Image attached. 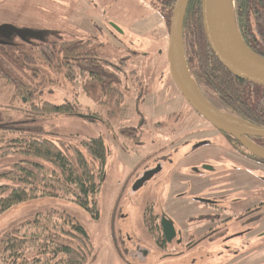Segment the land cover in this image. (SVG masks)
<instances>
[{
  "label": "rangeland",
  "instance_id": "rangeland-1",
  "mask_svg": "<svg viewBox=\"0 0 264 264\" xmlns=\"http://www.w3.org/2000/svg\"><path fill=\"white\" fill-rule=\"evenodd\" d=\"M157 4L158 0H0V27L8 24L17 31L32 30L26 36L16 31L7 34L9 41L21 39L20 35L30 42L90 36V44L100 59L121 66L117 69L120 77L118 87L122 93L118 102L114 101L116 96L108 98L98 94L91 97L82 89L79 80L62 79L52 69L48 73L56 81L46 84L45 88L52 90L43 94L45 100L53 103L75 101L81 109L97 111L102 117V121H95L86 115H52L41 122L48 131L70 141L101 135L109 146L105 177L98 194V220L74 203L59 202L55 205L58 210L69 214L90 238L97 254L95 260L91 263L89 260L87 264H109L115 260L110 242L113 232L116 236L126 235L146 244L150 248L146 264H223L233 255L221 250L222 256L218 258L213 251L221 249L222 245L207 239L189 248L180 249L177 245L176 254L165 255L166 250L156 247L146 235L143 211L147 202H153L154 207L165 203V211L181 225L184 237L200 234L212 218L200 216L201 208L209 205L194 199L196 194L198 196L209 187L207 182L197 180L195 175L186 174L183 170L199 163L231 164L227 156L216 149L219 144L216 139H211V144L197 143L204 137V132H158V129L171 127L173 120L169 117L172 114L180 122L185 111L179 106L183 98L174 87L170 94L165 95L167 91L156 83L154 69L167 63L164 52L167 46L166 24ZM114 29L121 30V33L117 36ZM0 36L3 35L0 33ZM161 49L163 53L159 57L157 52ZM139 90L143 94L137 101ZM7 92L6 88H1L0 100L7 98ZM137 106L141 115L136 112ZM189 120L184 125L202 123L201 118ZM173 125L181 126L175 122ZM126 126L136 127L134 134L138 137L120 133V129ZM112 134L117 137L112 138ZM164 153L171 160L164 170H174L173 178L182 175L181 179H192L191 188L173 182V192L168 194L166 182L159 181L131 192L132 180L141 170L142 163ZM46 165L51 166L47 162ZM226 170L222 173L225 182L230 181L228 174L234 175L230 166ZM236 174L237 179L243 180L241 184L251 183L244 171L239 170ZM235 184L238 186L237 182ZM256 231L261 234L252 239V244H264V218L253 233ZM246 249L244 245L239 253L244 254ZM8 252L0 242V264H10L12 258ZM250 254L252 256L241 255L234 264H264V246ZM22 262L30 264L31 260L25 261L23 256ZM113 264L120 263L116 260Z\"/></svg>",
  "mask_w": 264,
  "mask_h": 264
},
{
  "label": "trees",
  "instance_id": "trees-1",
  "mask_svg": "<svg viewBox=\"0 0 264 264\" xmlns=\"http://www.w3.org/2000/svg\"><path fill=\"white\" fill-rule=\"evenodd\" d=\"M158 1L167 33L175 0ZM232 1L241 38L264 58V0ZM20 37L0 42V91L8 90L0 100V213L10 209L0 221V242L9 250L10 264H25L23 256L30 264H86L95 248L77 222L55 205L65 199L98 217L105 145L99 136L70 141L41 122L52 115L82 113L95 121L102 118L75 101L53 103L43 94L52 90L46 84L56 81L48 73L52 69L62 79L79 80L89 96H116L118 102L121 66L100 59L89 39L30 42ZM182 50L189 75L211 105L264 126V86L236 77L214 56L204 35L200 0H188ZM138 93L137 101L142 91ZM135 130L126 126L120 132ZM35 198L41 199L29 203Z\"/></svg>",
  "mask_w": 264,
  "mask_h": 264
},
{
  "label": "flooded vegetation",
  "instance_id": "flooded-vegetation-1",
  "mask_svg": "<svg viewBox=\"0 0 264 264\" xmlns=\"http://www.w3.org/2000/svg\"><path fill=\"white\" fill-rule=\"evenodd\" d=\"M158 3H160V1H158ZM26 32L29 33H24V35L31 34L32 30L30 29V31L28 30ZM0 33L3 35L0 36V40H2V42L8 40L7 34H11L6 30H3V32L0 31ZM120 33L121 31H117L116 35L118 36ZM84 38L91 39L90 36H85ZM16 41H20V39ZM157 53L159 54V57H161L163 50L161 49ZM154 71L157 73V85L160 84L161 87H163V90L167 91L165 95L170 94L172 87H174L179 95H181L169 75L167 63L164 67H157V70L154 69ZM168 103H166V105H168ZM172 104L174 103L172 102ZM179 106L184 108L185 111L182 120L180 122L175 120V117L172 114L169 117L173 120L171 127L162 128L160 130L158 129V132H204V137L198 139L197 143L206 142L211 144V139H216L219 143L216 149L221 150V152L231 161V164L199 163L189 166L183 170L186 174L195 175L197 180L202 179L203 182H207L209 187L208 190H202L204 192L200 193L198 195L199 197L196 196V194L194 199L197 202L204 203L207 206L209 205L207 208H201L199 212L201 214L200 216H204L209 219L212 218V221L206 224V228H204L200 234L195 235L196 237L193 235H190L187 238L184 237V231L181 225L165 211V203L158 204V207H154L153 202H147L143 211V222L147 231L146 235L147 237L149 235L151 242H153L156 247L166 250L165 255L176 254L175 251L177 250V245L180 249H183L195 245V243L201 241L202 239L212 240L213 244L218 242L217 244L219 246L222 245L219 247L221 249L213 251L216 255H218V258L222 256L221 250H224L228 253H233L232 257L229 260L227 259L228 261L226 260L224 263H237V260L241 257V255L249 254L252 256V253L250 254V252H254L255 249L264 246V244L260 243L252 244V239L257 238L259 234H261L259 231L253 233V230L264 218V155L261 152L264 151V137L249 135H240V137H235L211 125L207 120L195 112L186 100H184V98ZM136 112L141 115L139 108ZM193 118H195L196 121L197 118H201L202 123L197 124V122H195L194 124L192 123L193 125H184L187 119L193 121ZM174 122L179 123L181 126L176 127L173 125ZM136 131L137 129L135 132ZM120 133L125 136H132L134 138L138 137L137 134H134V132ZM98 136L102 138L101 135ZM116 137V134H112V138ZM102 140L104 142L103 138ZM119 144L123 149H125L122 143ZM104 145L106 149V157L101 161L100 166L101 185L104 181L106 163L109 154L108 144L104 142ZM169 163H171V160L165 153L155 157L153 160L143 162L140 166L141 170L136 173L134 179L132 180L130 191L133 192L137 188H143L151 182L157 183L159 181L166 182V185L169 188L168 194L173 192V182H179L180 186H183L184 188L188 187V189H190L192 179H181L182 175L174 176L173 178L171 174L174 170H164ZM201 164L209 165V167L215 169H202L204 171L203 173H196L193 167ZM229 166L231 173H234V175L228 174L230 181L225 182L223 181L224 175L222 173H225L224 171H227L226 169ZM239 170L248 174L250 177L249 179L251 180L250 184H241L243 180L240 181L235 177L238 175L236 172ZM259 172L263 174H260ZM235 182L238 183V186ZM192 190H195V187H193ZM173 195L176 196L177 194ZM162 217H165L164 219L168 220L172 225V228L166 227V233L163 231L161 226ZM98 218L99 215L97 218H94V220H98ZM188 225L194 226V224L190 223H188ZM80 233L84 237H87L91 242L85 231L81 229ZM110 236L112 250L116 258L115 260L109 262V264L115 263L116 260L119 261L120 264H146L150 254V248L146 244L141 243L134 238L126 237V235L116 236L114 232ZM244 245H246L247 249L244 254H241L239 253V250L243 248ZM96 254L97 253L94 250V253L89 258L90 263L95 260Z\"/></svg>",
  "mask_w": 264,
  "mask_h": 264
},
{
  "label": "water",
  "instance_id": "water-1",
  "mask_svg": "<svg viewBox=\"0 0 264 264\" xmlns=\"http://www.w3.org/2000/svg\"><path fill=\"white\" fill-rule=\"evenodd\" d=\"M187 4L188 0L174 1L167 31V46L165 50L167 68L177 90L190 107L215 128L235 137H240V135L264 137V126L255 125L232 114L218 110L197 89L188 73L182 50V25ZM200 8L204 35L217 60L236 77L264 86V58L249 48L241 38L234 22L233 1L200 0ZM226 11L229 13L228 18ZM3 30L8 33L14 31L21 34L29 33L26 32L28 30L17 31L8 24L0 27V31L3 32ZM185 75L190 82L187 81ZM77 115L84 116L83 114ZM261 152L264 155V151ZM207 168L210 170L215 169L206 164L193 167L196 173H203L202 169L207 170ZM39 199L41 198L31 199L29 203H35ZM59 201L62 203L68 202L65 199H59ZM9 210L7 209L0 213V221ZM162 218L161 226L166 233V227L172 228V225L168 220L164 219L165 217Z\"/></svg>",
  "mask_w": 264,
  "mask_h": 264
},
{
  "label": "bare ground",
  "instance_id": "bare-ground-1",
  "mask_svg": "<svg viewBox=\"0 0 264 264\" xmlns=\"http://www.w3.org/2000/svg\"><path fill=\"white\" fill-rule=\"evenodd\" d=\"M226 16H227V18H228V15H229V13H228V11H226ZM229 29H230V27H228ZM228 30V29H227ZM229 31V30H228ZM230 33V32H229ZM185 78L187 79V76L185 75ZM187 81H188V79H187ZM188 82H190V81H188ZM191 84H192V82H191ZM189 85H190V83H189ZM193 86V85H192ZM227 118H229V117H227ZM152 177V176H151Z\"/></svg>",
  "mask_w": 264,
  "mask_h": 264
}]
</instances>
